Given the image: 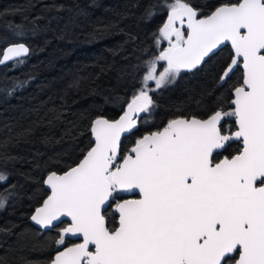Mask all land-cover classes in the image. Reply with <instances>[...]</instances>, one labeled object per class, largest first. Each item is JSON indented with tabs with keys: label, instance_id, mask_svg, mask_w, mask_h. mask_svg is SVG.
Masks as SVG:
<instances>
[{
	"label": "snow or ice",
	"instance_id": "6c2138e0",
	"mask_svg": "<svg viewBox=\"0 0 264 264\" xmlns=\"http://www.w3.org/2000/svg\"><path fill=\"white\" fill-rule=\"evenodd\" d=\"M166 7L167 20L154 38L168 47L145 61L142 87L127 110L116 120L95 119L94 146L77 165L44 181L50 194L31 220L52 229L69 217L57 246L66 236L82 238L48 264H264V0L225 3L209 14H199L189 0H166ZM225 42L234 55L219 81L242 63L230 109L221 105L206 119H171L121 155L122 134L154 106L149 91L197 69ZM28 53L24 43L13 44L0 54V64L23 63ZM159 61L167 66L157 73ZM225 118H234L237 130L225 133ZM233 140L242 141V150L214 162L217 150ZM6 181L0 172V183ZM121 193L138 198L115 203L118 227L110 228L108 209ZM12 195L0 193V208Z\"/></svg>",
	"mask_w": 264,
	"mask_h": 264
},
{
	"label": "trees",
	"instance_id": "16d2710c",
	"mask_svg": "<svg viewBox=\"0 0 264 264\" xmlns=\"http://www.w3.org/2000/svg\"><path fill=\"white\" fill-rule=\"evenodd\" d=\"M189 2L199 14H208L238 0ZM149 5L155 6L154 14L145 17ZM167 13L166 0H0V54L9 44L29 48L23 63L0 66V172L7 175L0 193H13L0 208V258L6 264H48L61 247L75 243L67 237L63 246L55 243L66 222L47 231L30 223L47 196L43 180L76 165L92 145V121L116 119L138 94L145 61L168 47L166 40L157 44L154 38ZM17 31L23 35L16 36ZM230 58L225 46L196 70L180 72L170 85L149 91L154 106L123 138L121 155L171 119H204L221 105L230 109L232 90L242 81L239 67L219 81ZM166 66L159 61L157 73ZM18 82L22 86L13 87ZM223 125L225 133L232 131L234 118H225ZM240 148L230 141L214 162ZM124 198L120 194L108 209L110 228L116 227L115 203Z\"/></svg>",
	"mask_w": 264,
	"mask_h": 264
},
{
	"label": "water",
	"instance_id": "95a60500",
	"mask_svg": "<svg viewBox=\"0 0 264 264\" xmlns=\"http://www.w3.org/2000/svg\"><path fill=\"white\" fill-rule=\"evenodd\" d=\"M209 14V13H208ZM184 28H185V30H186V24L184 25ZM243 31V30H242ZM14 44H17V43H14ZM11 45H13V44H9V45H7L4 49H6L7 47H9V46H11ZM225 46H228L229 47V50H230V52H231V58H232V56L234 55V50L232 49V47H231V43L230 42H225L223 45H220V46H218L216 49H214L213 50V54L214 53H216L217 51H219L220 49H222L223 47H225ZM3 49V50H4ZM29 54V53H28ZM28 54L26 55V56H23V57H21L20 59H23V58H26L27 56H28ZM210 55H212V54H210ZM209 55V56H210ZM231 58H230V61H229V63L228 64H230V62H231ZM207 59V57L205 58V60ZM12 62H14V61H8V62H6L5 64H0V66H4V65H7V64H9V63H12ZM204 63V62H203ZM202 63V64H203ZM198 67H200V66H198ZM227 67V66H226ZM225 67V68H226ZM238 67H236L235 69H234V71L237 69ZM239 68H240V70H241V72H242V63H241V65L239 66ZM193 70H195V69H193ZM193 70H191V71H193ZM191 71H188V70H182V72H191ZM233 71V72H234ZM232 72V73H233ZM232 73H230V75L232 74ZM230 77V76H229ZM241 83H242V81H241ZM233 98V90H232V94H231V99ZM231 99H230V101H231ZM230 101H229V103H228V105H229V107H231V104H230ZM131 102V101H130ZM129 102V103H130ZM127 110V105H126V107H125V109H124V111H126ZM123 114V113H122ZM121 114V115H122ZM141 114L142 113H140L138 116H136V117H134L136 120H137V125H136V128L135 129H133L131 132H129V133H124V134H122V137H121V139L123 140V138L125 137V136H128V135H130V134H132L137 128H138V118L141 116ZM120 115V116H121ZM120 116H118L116 119H119V117ZM193 116H191V117H177V118H192ZM208 117V116H207ZM206 117V118H207ZM98 118H104V117H98ZM177 118H174V119H177ZM206 118H204V119H206ZM97 119V118H96ZM104 119H106V118H104ZM116 119H114V120H116ZM95 120V119H94ZM93 120V121H94ZM92 121V122H93ZM91 125H92V123H91ZM234 125H235V121H234ZM235 130H237V128H236V126H235V129L233 130V131H235ZM146 134H148V133H146ZM145 135V134H144ZM90 136H91V142H92V145H91V147L92 146H94V136L92 135V132H91V126H90ZM232 142H239V144H240V146H241V148H240V150H242V141H235V140H233ZM90 147V148H91ZM90 148L87 150V151H89L90 150ZM87 151H86V153L84 154V155H86L87 154ZM223 150H217V152H216V154L217 153H220V152H222ZM84 157V156H83ZM83 157L81 158V159H83ZM225 158V157H224ZM224 158H221L220 160H222V159H224ZM80 159V160H81ZM219 160V161H220ZM219 161H217V162H219ZM80 162V161H79ZM78 162V163H79ZM77 163V164H78ZM76 164V165H77ZM75 166V165H74ZM73 167V166H72ZM70 169V168H69ZM69 169H67V170H65V171H68ZM65 171H63V172H61V173H57V174H63ZM51 173V172H50ZM50 173H48L47 175H46V177L44 178V180H43V186H44V189L47 191V196L50 194V189L48 188V186L44 183V181H45V179L47 178V176L50 174ZM122 195H124V196H126V198H124V199H135V198H138V194L137 195H132V194H128V193H121ZM47 196L44 198V199H46L47 198ZM123 199V200H124ZM123 200H121V201H119V202H122ZM44 201V200H43ZM43 201H42V203L40 204V206H42V204H43ZM40 206H38V207H40ZM35 213V210L32 212V214L30 215V218H29V220H30V223L36 228V229H38V230H40V231H47V230H49V229H41L40 228V226L39 225H37L34 221H32L31 220V216L33 215ZM114 214H115V216H116V219H115V221H116V227H118V221H119V214L118 213H116L115 212V206H114ZM64 219V221L67 223V225L70 223V218L69 217H64L63 218ZM59 225V224H58ZM66 225V226H67ZM67 238H70V239H72V240H74L75 241V243H79V242H82V238H77V237H72V236H66ZM75 243H72V244H70V245H67V246H63V247H69V246H72L73 244H75ZM63 247H61L59 250H62L63 249ZM93 250H94V248H93ZM57 253V252H56ZM56 253L53 255V257H52V259H54V257H55V255H56ZM51 259V260H52Z\"/></svg>",
	"mask_w": 264,
	"mask_h": 264
},
{
	"label": "flooded vegetation",
	"instance_id": "af4514ba",
	"mask_svg": "<svg viewBox=\"0 0 264 264\" xmlns=\"http://www.w3.org/2000/svg\"><path fill=\"white\" fill-rule=\"evenodd\" d=\"M183 28H184V26H183ZM195 70H196V69H195ZM193 71H194V70H193ZM181 72H182V71H181ZM191 72H192V71H191ZM182 73H188V72H182ZM222 83H223V82H222ZM234 129H235V128H234ZM234 129H233V130H234ZM233 130H232V131H233ZM237 143H239V142H237ZM223 150H224V149H223ZM222 152H223V151H222ZM220 153H221V152H220ZM220 153H217V154H220ZM236 154H237V153H236ZM224 157H225V156H221V158H224ZM221 158H220V159H221ZM220 159H219V160H220ZM219 160H218V161H219ZM216 162H217V161H216Z\"/></svg>",
	"mask_w": 264,
	"mask_h": 264
},
{
	"label": "rangeland",
	"instance_id": "374dc122",
	"mask_svg": "<svg viewBox=\"0 0 264 264\" xmlns=\"http://www.w3.org/2000/svg\"><path fill=\"white\" fill-rule=\"evenodd\" d=\"M177 26H178V27H180V25H179V24H177ZM173 39H174V37H173ZM166 41H167V40H166ZM167 43H168V41H167ZM149 83H150V82H149ZM153 83H154V82H153Z\"/></svg>",
	"mask_w": 264,
	"mask_h": 264
}]
</instances>
